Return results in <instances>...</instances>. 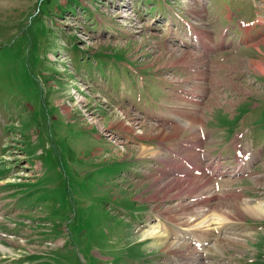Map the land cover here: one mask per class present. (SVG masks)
<instances>
[{"label":"rangeland","instance_id":"374dc122","mask_svg":"<svg viewBox=\"0 0 264 264\" xmlns=\"http://www.w3.org/2000/svg\"><path fill=\"white\" fill-rule=\"evenodd\" d=\"M196 34L202 45L190 46ZM132 78L128 92L145 79L148 91L177 112L188 104L198 118L161 127L97 94L98 80L121 91ZM242 113L250 127L245 149L251 138L261 151L211 204L189 202L200 188L208 198L206 178L187 184L128 173L153 151L121 140L118 128L171 140L197 125L232 128ZM263 138L264 0H0V178L19 169L1 182L15 192L0 225L16 234L0 238V255L24 264H159L143 260L180 249L118 218L138 220L134 210L158 208L186 226L197 216L188 219L189 211L228 220L218 237L224 244L207 246L204 264H264V214L251 213L264 206ZM149 236L155 243H134Z\"/></svg>","mask_w":264,"mask_h":264},{"label":"crops","instance_id":"0c3cea01","mask_svg":"<svg viewBox=\"0 0 264 264\" xmlns=\"http://www.w3.org/2000/svg\"><path fill=\"white\" fill-rule=\"evenodd\" d=\"M196 118H198V117H194L192 119H186L185 117H183L180 120H175V121L172 120V121H174L173 124L165 125L163 127H169V128L180 127V126H182V125H184V124H186L188 122L193 121ZM199 127H201V126L197 125V128H199ZM202 129L204 131H206V130L208 131L209 139L206 141V143H208L210 146L213 145L214 131H215V136H217V135L220 136V138H221V140L223 142H225L227 140V138H225L227 136L226 131H225L226 128L224 127L223 124L218 125V126H211V127H207V128H202ZM117 130L123 131V129H120V128H118ZM191 134H195V133H192V132L185 133V132H183L178 138L171 139V140H157V139L146 140V139H143L140 135L136 136L135 138H133L135 140V143L140 144L141 148H143L145 150V152L148 151L149 148L153 151L152 153L146 154V155H151V156H148V157H146V155H141L140 154V156L145 157V158H140V159L135 160V161H139L140 160L139 163H141V162H144V161L149 160L151 158H155L156 159L154 168L150 169L147 173L141 174V175H139L137 177H134V178L135 179H139L141 181L142 180H147L149 178H154L156 180L168 179L171 182L181 181V182H185V183L188 184V182H186V181H188L189 178L182 179V178L176 176L174 174V172H172V173L167 172V169L169 167H172L173 170H181V163L179 162V159L182 158V154H184V156L186 155V151H185V149L183 147V143H184L185 140H187L186 139L187 136H191ZM192 138H194V137H191V139ZM131 143L135 144L134 142H131ZM210 148L211 149H213V148L217 149L218 145H216L213 148L212 147H210ZM145 152H143V153H145ZM161 155H163V156H161ZM133 163L134 162L132 161L131 164H133ZM4 178L5 177L0 179V201H2L3 203H5L8 199H10V197H9L10 195L9 194L12 193L13 189H14V192H15L14 186H13L12 189H9L7 187L8 185L1 183ZM196 180L198 182L199 179H196ZM201 190H202V188H200L199 191H201ZM219 193H223V192L222 191L218 192L214 196L216 199L219 198ZM2 195H3V198H2ZM6 195H7V197H5ZM196 195H200L199 192ZM190 196L192 197L193 194H191ZM187 197H189V196H187ZM181 200H183V198L178 197V198H176L175 203L178 202V201H181ZM187 202H188V200L185 203H187ZM189 202H191L190 199H189ZM175 205H177V204H175ZM212 205H211V207H212ZM176 207L178 208V206H176ZM177 208H176V210H174V212L178 215V216H176V218L178 219L179 216H180L179 214L182 215V212L177 210ZM132 213L135 214L136 217L139 216V214H143V216L153 215L155 218H157L156 219V223L160 227V231L162 229L161 232L164 234V237H166L170 241H174V242L175 241L176 242H180V238H179L178 233L180 232L181 229H189V230H191V229L197 228L194 225H192V226L191 225L190 226L183 225L182 224L183 221L174 220L173 218H171V216L166 214V213H170L169 210L167 211V210H161V209H158V208L157 209L156 208H146V209H142V210H134V212H132ZM188 213H192V212H188ZM118 218H119L120 221L122 220L125 223H128L129 225H133L134 226V224H135V221H134L135 219L133 220L132 216H129V217H126V218L123 219V218L120 217V214H119ZM177 226H179V227H177ZM144 230H147V229H143L142 231H144ZM119 233L120 232H118L116 230V234L119 235ZM189 234H196V233L195 232H189ZM120 235L123 238H130V236L128 235L127 231H124L123 233L121 232ZM169 237H171V238H169ZM153 239H155L154 236L153 237H147L145 239H141L139 237H136L134 243H138L139 242V244H142V245H145V244L149 245L150 243H155ZM127 241H129V240H127ZM168 253H171V252H168ZM35 256H37V255H35ZM23 260L24 259H21V260L18 259L17 261H15L14 264H24ZM161 260H163V257L161 255L160 256H156L155 254H152V255H149L148 257H146L143 260V262L151 261V262H155V263L158 262L160 264ZM34 261L36 263H33V264H42V263L50 264L51 263V260L50 259L47 260V258H45L44 260L43 259H39V260L36 259ZM28 264H32V263H28Z\"/></svg>","mask_w":264,"mask_h":264},{"label":"bare ground","instance_id":"6f19581e","mask_svg":"<svg viewBox=\"0 0 264 264\" xmlns=\"http://www.w3.org/2000/svg\"><path fill=\"white\" fill-rule=\"evenodd\" d=\"M263 204V203H262ZM251 207V206H250ZM249 208V207H248ZM247 209V208H246ZM253 210H251V213H255V214H258V215H261V214H264V206L263 205H258V206H255L254 208H251ZM227 219H224L222 218L221 216H219L218 214H211V215H207V213H198L196 217H193V219L190 220V223L188 226H196V227H199L204 233H212V234H215L213 233V229L217 226V223H222L223 221H225ZM228 221V220H227ZM185 227V226H184ZM222 229V227H221ZM153 230H156L158 231L156 228H153ZM162 231V229H161ZM161 231H158L160 233H162ZM152 232V230H151ZM175 232V231H174ZM225 232V231H224ZM150 233V231H149ZM153 233V232H152ZM156 233V232H155ZM167 233V232H166ZM177 233V232H176ZM163 234V233H162ZM168 234V233H167ZM146 235V234H145ZM149 235H152L151 233ZM156 236V235H155ZM162 236L163 240H161V242H159V244H163L168 250H174L176 248H179L180 251L183 250L182 248L185 247V244L181 245V244H178L176 246L177 243L179 242H174V241H170L168 238L164 237V234L163 235H160V237ZM177 236V235H176ZM150 237V236H149ZM219 235L216 236L215 240L210 244V248L211 247H215L216 249H221V245L224 244L223 241L220 239L219 240ZM171 238V237H169ZM175 240V239H174ZM216 241V242H215ZM181 245V246H180ZM209 246V245H208ZM0 247L3 248V245L0 244ZM164 247V248H165ZM182 247V248H181ZM177 250V249H176ZM204 250V246H202L201 248V251ZM215 250V249H214ZM209 251V250H208ZM183 253V251L181 252ZM192 255L194 256V258L192 256H190L185 264H202L203 261L201 259L198 260L197 256L194 254V252H189L188 251V255ZM198 255V254H197ZM205 260V259H204ZM181 262V261H180ZM207 262V261H206Z\"/></svg>","mask_w":264,"mask_h":264}]
</instances>
